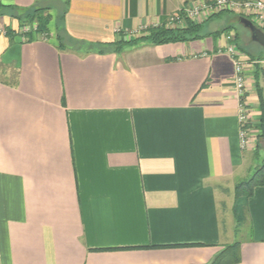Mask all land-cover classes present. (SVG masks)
I'll return each mask as SVG.
<instances>
[{
    "label": "crops",
    "instance_id": "0c3cea01",
    "mask_svg": "<svg viewBox=\"0 0 264 264\" xmlns=\"http://www.w3.org/2000/svg\"><path fill=\"white\" fill-rule=\"evenodd\" d=\"M202 1L11 0L52 20L28 41L35 25L0 17V264H210L236 243L235 188L264 154V61L245 58L242 150L231 27L103 48ZM243 228L234 264H264V187Z\"/></svg>",
    "mask_w": 264,
    "mask_h": 264
},
{
    "label": "trees",
    "instance_id": "16d2710c",
    "mask_svg": "<svg viewBox=\"0 0 264 264\" xmlns=\"http://www.w3.org/2000/svg\"><path fill=\"white\" fill-rule=\"evenodd\" d=\"M3 1H9V3H4ZM11 0H0V17L9 16L11 19L16 20L18 24L22 26L35 25V32H30L28 34V41L32 40V34L36 35H46L48 31V24L51 20L49 17V8H40L37 6L29 7V8H20L12 5ZM65 15V11L58 17V21L56 24V34L57 41L61 42V33L64 31L63 26V18ZM218 15L217 17H220ZM240 19V18H239ZM238 19V20H239ZM230 27L223 29L216 33L217 35L222 32H226ZM147 34L142 36L140 39L131 40V41H123L114 43L113 45H105L103 48L108 49L113 47L116 50H122L126 45H130L132 43L138 44L142 43L150 46H160L171 43H186L191 41H196L204 38L202 36V26L195 25L186 21V24L183 29L171 30L165 27H156L150 28L146 30ZM5 34L8 37L13 35L12 30H5ZM235 45H237L236 40L233 39ZM60 47H62L60 45ZM242 51V50H241ZM101 52V51H99ZM264 59V58H263ZM253 60V59H252ZM257 60H253L256 62ZM264 61V60H262ZM257 79V76H255ZM256 89L258 90V85L256 81ZM261 127L264 134V118L261 121ZM264 137V136H263ZM257 187H264V166H261L253 175L251 179H249L245 183H241L235 188V215H236V230L243 223V204L248 199L250 195H252L253 191ZM239 245L240 242H236L232 245L226 246L223 248L213 259L210 264H234L239 261Z\"/></svg>",
    "mask_w": 264,
    "mask_h": 264
},
{
    "label": "built area",
    "instance_id": "2783aa9c",
    "mask_svg": "<svg viewBox=\"0 0 264 264\" xmlns=\"http://www.w3.org/2000/svg\"><path fill=\"white\" fill-rule=\"evenodd\" d=\"M231 10L235 13H239L245 16V18L255 19V25L258 29L264 30V3L259 0H213L212 2H199L197 5L192 6L189 9L182 10V12L177 13L171 17L167 24L168 25H184L185 20H190L191 23L196 24L197 21L206 19L203 15L204 13H209L213 15L218 11ZM207 12V13H206ZM202 14V15H201ZM201 15V16H200ZM200 16V17H199ZM194 18V19H193ZM166 24V25H167ZM167 28V27H166ZM262 30V31H263ZM226 42L228 43L225 53L231 59L233 70H234V87L236 92V97L239 102L238 106V123H239V140L240 147L245 150L250 142L249 137V107L244 102V65L245 58L239 53L233 44V39L231 36L226 37Z\"/></svg>",
    "mask_w": 264,
    "mask_h": 264
},
{
    "label": "rangeland",
    "instance_id": "374dc122",
    "mask_svg": "<svg viewBox=\"0 0 264 264\" xmlns=\"http://www.w3.org/2000/svg\"><path fill=\"white\" fill-rule=\"evenodd\" d=\"M207 13V12H206ZM54 14V11L53 13ZM177 14V13H176ZM175 14V15H176ZM202 15V14H201ZM200 15V16H201ZM205 17H206V22H208L209 20H211L212 18L218 16V15H221L220 18H215L213 19L212 21L208 22L207 24H205L203 27H202V33H213L215 31H220V29L228 26V27H231L230 29V32H229V35L232 37V39L236 40V43L237 45H235V43H233L236 47V49L239 51V53L244 57L246 58L247 60L249 61H253V60H257L255 63L258 65V66H261L260 63H262L264 60V52L263 50L255 43H253L251 41V37H250V32L245 29L240 23H239V18H245L244 15L242 14H239V13H235L234 11H231V10H223V11H218L217 13H214L213 15H210L209 13L207 14H203ZM174 16V15H173ZM172 16V17H173ZM199 16V17H200ZM49 17L51 18L50 14H49ZM194 19V18H193ZM249 21H251L252 23L254 22L255 23V19H249L247 18ZM52 20V18H51ZM58 21V19H57ZM186 21L191 23L190 20H185L184 22V25L182 24H177V25H166L165 28L167 27V29H171V30H178V29H183L185 24H186ZM253 23V24H254ZM193 24V23H192ZM49 25V24H48ZM255 25V24H254ZM257 26V25H256ZM25 27V26H24ZM29 31H33V25H29ZM258 27V26H257ZM48 28V27H47ZM56 28V27H55ZM26 29V28H25ZM36 29V28H35ZM223 30V29H222ZM261 31L263 29H260ZM55 32H56V29H55ZM264 33V31H262ZM144 35L147 34V32L145 31L143 33ZM49 36V31H47V34L45 36ZM137 35H134V36H130V38H132L133 40H136V39H140L141 37H137ZM135 37V38H134ZM135 43H132L130 44L133 45ZM142 44V43H141ZM135 46H138L137 44ZM242 50V51H241ZM253 59V60H252ZM255 166L256 168L255 169H252L251 170V173L244 176V180L242 178L241 181H245L247 182L249 179H251L254 175V173L261 167V166H264V154H262L260 156V158L256 161L255 163ZM240 181L239 184H241L242 182ZM228 193H227V196H225L224 198V202L226 204V209L224 211V207H221L222 208V213L224 211L225 215H226V218L229 220L230 219V211H231V206L233 204V191H232V187H228ZM243 223L238 227V229L236 230V233H235V240L236 242H240L242 241L243 239V235H244V231H243Z\"/></svg>",
    "mask_w": 264,
    "mask_h": 264
},
{
    "label": "water",
    "instance_id": "95a60500",
    "mask_svg": "<svg viewBox=\"0 0 264 264\" xmlns=\"http://www.w3.org/2000/svg\"><path fill=\"white\" fill-rule=\"evenodd\" d=\"M239 23L250 32L251 41L257 44L264 52V33L246 18H240Z\"/></svg>",
    "mask_w": 264,
    "mask_h": 264
}]
</instances>
